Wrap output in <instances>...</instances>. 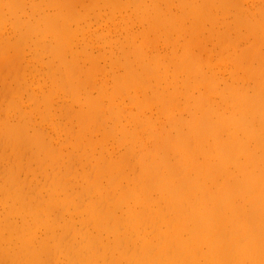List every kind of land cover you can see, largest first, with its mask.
Masks as SVG:
<instances>
[{
	"label": "bare ground",
	"instance_id": "6f19581e",
	"mask_svg": "<svg viewBox=\"0 0 264 264\" xmlns=\"http://www.w3.org/2000/svg\"><path fill=\"white\" fill-rule=\"evenodd\" d=\"M0 264H264V0H0Z\"/></svg>",
	"mask_w": 264,
	"mask_h": 264
},
{
	"label": "rangeland",
	"instance_id": "374dc122",
	"mask_svg": "<svg viewBox=\"0 0 264 264\" xmlns=\"http://www.w3.org/2000/svg\"><path fill=\"white\" fill-rule=\"evenodd\" d=\"M115 2H116V0H115ZM98 6H100V7L98 8ZM90 7H92L91 10H90ZM110 8H112L111 5H104L103 3H99V5H96V6L92 5V3H91L88 6V10H86V13H87V15L92 16L91 19H90V22L91 23L93 22L92 24H94V26L92 28L96 29V28H102L103 27L104 29H106V28L110 29L108 27L109 25H110V27H112V25L115 24V22L116 23H119V19H120V16H121L120 15V11H116V10L114 11L113 8L112 9H110ZM135 9H136V6L134 5L133 8L131 9V11H134ZM128 12H130V11H128V10L122 11L123 15H127ZM112 13H114L113 16H111ZM84 18H85V16H83L82 18L79 19V20H82L83 19L82 20L83 22L78 20L80 26L85 25L84 24L85 23ZM81 23H83V24H81ZM120 24H121V21H120ZM135 29H139V31H140L141 30V27L135 26ZM83 31H86V29L83 28ZM6 74H8L6 76L9 78L10 77V73H7L6 72ZM124 101L126 102L127 100L124 99Z\"/></svg>",
	"mask_w": 264,
	"mask_h": 264
}]
</instances>
